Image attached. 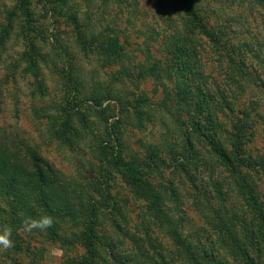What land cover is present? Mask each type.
<instances>
[{
    "label": "rangeland",
    "instance_id": "374dc122",
    "mask_svg": "<svg viewBox=\"0 0 264 264\" xmlns=\"http://www.w3.org/2000/svg\"><path fill=\"white\" fill-rule=\"evenodd\" d=\"M68 1L69 7H57L62 13L75 11L89 31L97 34L112 27L127 48L123 62L109 65L106 57L85 53L76 42L74 25L63 14L49 11L43 0H34L31 36L37 51L45 55L36 77L24 63L17 67L26 48V18L17 9L19 0H0V38L12 23L7 42L0 47V134L19 146L35 148L80 189L83 201L91 195L101 199L105 210L99 214L98 228L113 238L109 236L114 253L127 264H194L173 238L175 229L199 248L201 259L207 255L214 263L240 264L222 248L230 239L224 225L246 234L243 241L248 242L244 229L253 215L249 210L258 216L259 208L264 210V64L247 53L248 69L236 75L226 59L223 63L219 59L210 39L202 37L204 75L194 78L197 71L189 75L180 67H160L161 78L156 79L146 67L169 55L165 43L180 23L178 6L169 0ZM208 2L217 13L213 23L227 24L236 32L227 28L226 43L264 40V11L258 3ZM232 17L236 23H231ZM190 77L206 96L223 95L234 102L236 113L221 108L223 100L210 96L215 110L207 114L200 109L198 91L176 85ZM97 97L104 99L100 107ZM245 110L250 116L241 119ZM67 119L72 130L64 134L61 125ZM236 121L245 125L244 139L240 133L234 137L240 129ZM213 135L242 168V177L216 160L208 141ZM99 147H110L109 159L122 154L127 161L137 160L144 177L165 194L171 224L152 216L148 202L119 172L101 174ZM104 186L110 201L97 192ZM17 231L28 255L13 248L0 250V264H13L14 259L24 264H72L85 259L81 246L63 250L61 243L36 236L35 231ZM109 264H114L111 257Z\"/></svg>",
    "mask_w": 264,
    "mask_h": 264
},
{
    "label": "trees",
    "instance_id": "16d2710c",
    "mask_svg": "<svg viewBox=\"0 0 264 264\" xmlns=\"http://www.w3.org/2000/svg\"><path fill=\"white\" fill-rule=\"evenodd\" d=\"M33 1L19 0L17 6V9L22 11L26 18V32L24 36L26 48L25 52L22 53L20 62L17 63V67L25 64L27 72L39 77L41 75L40 66L45 62V55L37 51L36 38L31 36L33 18L31 8ZM43 1L49 11L52 10L53 13L55 12V15L63 14L62 16H65L74 25L76 42L85 53L90 51L102 56V58L106 57L109 65L123 62L127 48L124 46L121 37L117 33H114L111 26H108L105 32L96 34L94 31H89L86 26L81 25L79 16L75 11L67 13L60 11L57 5L61 4L63 8H67L69 7L68 0ZM163 1L165 0H161V2ZM169 1L172 5L179 7L180 23L173 28L171 34L166 39L164 50L169 55L165 59L155 60L149 63L148 66L146 65L147 74L160 79V67H167L168 69L180 67L182 73L189 75L197 71L194 78L200 76V74L201 76L204 75L203 69L205 63L201 59L200 51L203 48V44L200 41L202 37L210 39L215 46V52L219 56V59L220 57L222 58V63L226 59L228 61L226 64L235 71L236 75H243L245 69H248L247 53L253 54L255 59H260L259 61L264 64V40H256L255 42L242 41L239 44H235L228 39L227 42L229 44L226 43L225 37L229 34L227 28H229L231 33L236 32L227 24L225 27V25H219L218 22L213 23L212 15H217V13L208 0ZM243 1H246V4L248 2L258 3L260 9L264 11V0ZM240 2L241 4H245V2ZM13 14L17 13L14 12ZM231 23H236L234 17H232ZM11 28L12 23L10 20L8 26L3 29L5 36L0 38V47H3L7 42ZM164 61L166 63L167 61L169 62L166 64ZM247 79H251L249 75H247ZM178 84H183V89L189 86V90L193 88L198 91V106L207 114L216 108L213 103L209 102L208 96H210L211 100H217V98L223 100L222 104L220 103V107L227 108L231 114L236 113L234 102L224 99L223 95L215 97L214 94L209 93L206 96L202 92V89L195 85V80L191 77L184 79L182 82H176V85ZM40 88L43 90L42 86ZM75 88L77 89V83L75 84ZM1 94L2 89L0 87V113L2 110ZM97 98L98 101L96 102H98V106L100 107L103 105L104 99ZM247 111L242 112L243 116H241V119L249 118L250 113ZM69 126H71L69 119L61 125L64 134L68 130H72V127ZM244 126L236 121V127L240 128L239 132L234 136L236 139L239 133V138H245ZM217 136L213 135L212 139L208 138L212 151H214V155L217 157L216 160L218 162L222 161L223 165L230 172L234 169L233 172L238 173L242 177V168L235 161L234 163L232 162L234 158H232L228 151H225L223 147H219L220 143L218 140L220 138ZM8 137L0 134V226L8 224L12 227V240L15 245L13 250L19 252L18 254L25 253L24 255H28V249L22 242V235L17 231L23 230V219L25 217L39 218L42 214H49L55 217V224L44 232L35 231L36 236L61 243L63 250L76 246L85 248L87 253L84 261L72 264H98L101 261L109 264V257L114 261V264H127L121 256L114 253L112 249V243L114 242L109 238L110 235L100 233V229L98 228L99 214L105 210L104 207L101 208L103 205L102 201H99L101 199L98 200L95 198V195H91V199H88V202L83 201L82 193H79L80 189L71 186L64 173L58 171L41 153L35 148L26 147L25 145L24 148L21 143V146H19L17 142L10 141ZM212 142H215L217 145ZM237 142L241 143L240 140ZM187 146L188 150L191 151L190 147H192V143L188 142ZM239 153L243 154L244 152L239 150ZM98 154L100 155L102 164L99 170L103 176H108L110 169L119 172L126 183L135 188L140 197L148 202V212L152 216L161 223H172V219L166 211L165 194L160 188L144 177L143 168L138 165L136 159L127 161L122 154H118L117 157H113V160H115L113 161L109 159L110 147H99ZM195 163L192 161V164L195 165ZM182 168L185 169L184 166ZM245 185V183H242V186ZM246 188H249V186ZM96 189L102 200L110 201L109 188L106 189V186H104L97 187ZM251 199L255 202L253 197ZM110 205L113 206L112 209L116 210V206ZM250 210L249 214L253 215L249 224L244 229L248 233V242L243 241L246 238V234H242L238 229L234 231L229 230L225 224L224 226L230 239L228 244L222 248L226 254L232 255L234 261H238L240 264H264V210L259 208L262 217L255 214L252 209ZM173 232V238H175L179 246L184 248V251L187 252L194 264H222L218 260V262L215 260L216 263L209 261L206 257L207 255H205V259H201L199 248L196 245L191 242L188 243L187 239L180 235L181 232L179 230L175 229ZM223 235L225 234L223 233ZM103 251H105V256H103ZM13 264L24 263L21 260L14 259Z\"/></svg>",
    "mask_w": 264,
    "mask_h": 264
},
{
    "label": "clouds",
    "instance_id": "9594fccd",
    "mask_svg": "<svg viewBox=\"0 0 264 264\" xmlns=\"http://www.w3.org/2000/svg\"><path fill=\"white\" fill-rule=\"evenodd\" d=\"M54 224L55 217L49 214H42L39 218L25 217L22 221L23 231L29 234L37 230L44 232ZM12 233L13 229L10 225L4 224L0 227V250L7 251L15 246Z\"/></svg>",
    "mask_w": 264,
    "mask_h": 264
}]
</instances>
